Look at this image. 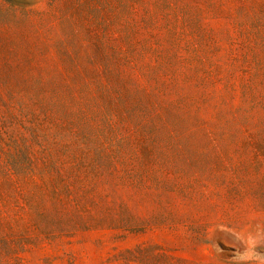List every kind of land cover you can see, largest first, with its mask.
Returning <instances> with one entry per match:
<instances>
[{"label": "rangeland", "instance_id": "rangeland-1", "mask_svg": "<svg viewBox=\"0 0 264 264\" xmlns=\"http://www.w3.org/2000/svg\"><path fill=\"white\" fill-rule=\"evenodd\" d=\"M38 1L55 57L62 18ZM167 1L155 25L151 2L129 21L150 48L119 70L153 101V131L96 119L86 135L0 133L8 264H264V0ZM125 44L109 41L107 56ZM25 143L34 161L14 171Z\"/></svg>", "mask_w": 264, "mask_h": 264}, {"label": "trees", "instance_id": "trees-1", "mask_svg": "<svg viewBox=\"0 0 264 264\" xmlns=\"http://www.w3.org/2000/svg\"><path fill=\"white\" fill-rule=\"evenodd\" d=\"M26 2L0 0V15L8 17L0 19L5 22L0 23V133L12 130L34 138L64 132L86 135L96 119L112 125L143 122L153 131V101L133 95L126 85L133 76H123L119 70L122 65L132 69L128 53L138 50L139 42L140 48H150L134 31V17L141 18V10L147 11V3L151 2L156 9L149 10L143 20L144 24L155 25L152 13L162 15L168 1L51 0V7L54 12L59 10L63 23V35L52 43L55 57L34 24L35 20L45 21L50 12L37 11L38 0ZM113 24L121 32L115 37ZM92 28L99 31L98 37ZM121 38L126 47H115L116 56L108 57L109 41ZM85 44L94 53L83 57ZM143 56L140 51L138 59ZM142 71V76L146 75L144 66ZM22 122L25 133L17 125ZM19 147L20 155L10 159L14 171L34 161L31 144ZM0 264H8L7 253L1 247Z\"/></svg>", "mask_w": 264, "mask_h": 264}]
</instances>
